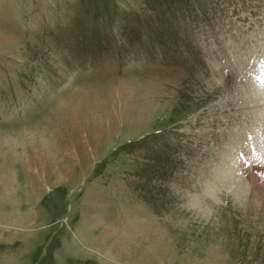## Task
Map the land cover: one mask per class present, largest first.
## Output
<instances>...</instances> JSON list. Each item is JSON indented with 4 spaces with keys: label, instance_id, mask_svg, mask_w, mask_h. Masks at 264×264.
Returning a JSON list of instances; mask_svg holds the SVG:
<instances>
[{
    "label": "rangeland",
    "instance_id": "rangeland-1",
    "mask_svg": "<svg viewBox=\"0 0 264 264\" xmlns=\"http://www.w3.org/2000/svg\"><path fill=\"white\" fill-rule=\"evenodd\" d=\"M0 264H264V0H0Z\"/></svg>",
    "mask_w": 264,
    "mask_h": 264
},
{
    "label": "bare ground",
    "instance_id": "bare-ground-1",
    "mask_svg": "<svg viewBox=\"0 0 264 264\" xmlns=\"http://www.w3.org/2000/svg\"><path fill=\"white\" fill-rule=\"evenodd\" d=\"M252 92V91H251Z\"/></svg>",
    "mask_w": 264,
    "mask_h": 264
}]
</instances>
